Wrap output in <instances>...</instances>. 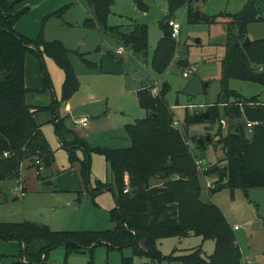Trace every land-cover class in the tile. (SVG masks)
<instances>
[{
  "label": "trees",
  "instance_id": "obj_1",
  "mask_svg": "<svg viewBox=\"0 0 264 264\" xmlns=\"http://www.w3.org/2000/svg\"><path fill=\"white\" fill-rule=\"evenodd\" d=\"M81 1L92 10L87 26L117 34L122 44L132 47L135 52H147V25L134 24L129 32H122L121 28L108 25L114 0ZM193 1L166 0L167 20L160 25L163 36L152 59L153 70L159 75L166 73L177 51L169 21L175 11L189 7ZM135 3L147 10L142 1L136 0ZM19 4L3 0L0 6V190L4 180L20 179L22 166L27 162L38 173L41 168L48 169L55 163V152L36 119L38 112L51 111L55 132L68 149L70 163H80L84 191L79 193L78 202L84 193L94 198L104 191H112L116 207L110 211L115 227L108 231L58 232L43 224L0 223V240H15L22 245L21 261L15 264H46L49 250L62 245L68 248V254L90 250L94 255L96 247L102 245L109 250L132 248L135 258L147 259L152 264H242L243 254L235 229L219 206L203 200L202 192L203 178L211 176H216L217 180L208 191L210 195L225 187L232 191L264 188V103L257 96L246 98L229 88L231 80L264 86V39L245 45L249 25L264 23V15L258 9L260 2L248 0L242 11L231 15L226 54L221 62L222 88L217 101L207 107L208 119L202 117L205 112L194 115L186 112L182 127L176 128L175 112L166 98L170 86L164 82L157 97L144 87L137 92V97L148 115L126 126L131 146L121 149L90 147L87 139L66 129L63 120L55 116L56 101L48 107L28 104V96L35 92L25 83L29 54L41 64L46 89L53 90V87L44 56L53 59L64 71L62 102H67L79 91L80 82L70 51L61 42L46 41L42 35L31 40L16 31V24L30 10L29 7L19 9ZM68 7L49 17L60 15ZM208 20L214 22L216 18ZM107 56L114 59L110 53ZM81 57L90 68H97V64L87 61L83 55ZM178 63L181 65L187 61ZM248 121L257 122L252 128V139L247 133ZM217 123L219 128L213 135L218 139L214 142L222 147L224 157L201 174L197 160L201 159L207 143L204 146L193 143L188 131L193 125L207 124L210 129L213 127L210 125ZM65 134L72 140L64 141ZM73 146H82V161L74 149H69ZM92 152L105 157L113 173L112 186L99 181L94 189L91 188ZM222 162L225 165H221ZM190 236L213 240V254L205 257L202 246L184 254L174 250L168 256L159 249L163 239ZM133 259L123 258V264H132Z\"/></svg>",
  "mask_w": 264,
  "mask_h": 264
},
{
  "label": "rangeland",
  "instance_id": "obj_2",
  "mask_svg": "<svg viewBox=\"0 0 264 264\" xmlns=\"http://www.w3.org/2000/svg\"><path fill=\"white\" fill-rule=\"evenodd\" d=\"M140 1L147 7V10L138 7L136 0H114L108 25L119 27L122 32L126 33L134 24L147 25L149 39L146 53H138L133 51L132 47L124 46L117 34L107 32L100 27L87 26L86 21L91 17L88 16L87 10L90 9L83 1L85 4L83 6L76 1L60 15L52 16L47 21L44 20L43 38L49 42L59 41L70 51L69 56L80 82V88L70 100L62 102V80L52 70L49 62L52 60L48 59L45 61V67L53 90L43 86L42 71V80L35 77L34 72L31 73L33 84L39 82L41 84L39 93L33 97L34 105L48 107L56 101L55 116L63 120L66 129L87 139L90 142L88 145L93 148L96 146L121 149L131 146L126 126L145 119L148 115L137 97L138 90L146 84H148L147 89L150 83L154 84L156 81H159L160 85L165 82L170 86L166 98L170 106L174 108L176 120L181 124L186 112L191 115L206 112L208 105L215 103L221 92V62L226 54L225 43L228 24L232 20L231 15L242 11L248 2V0H194L189 7H181L175 11L171 20L181 25L180 34L176 39L177 51L166 73L159 75L153 70L152 59L163 36L160 25L167 20V2L166 0ZM255 1L261 3L264 0ZM196 11L201 14L200 20L194 16ZM214 17L216 18L214 22L208 20ZM29 19L23 23V30L30 35L31 40H36L42 25H39L32 34L35 26L34 19L31 16ZM247 38L251 41L264 39V23L250 24ZM120 48L124 49L123 54L118 52ZM109 53L114 57V59L110 58L111 60L121 62L123 73L106 74L102 70L97 71L90 68L81 57L83 55L87 61L97 64V68H100L103 59L109 58L107 56ZM181 60H186L187 63L180 65L178 62ZM38 65L40 72V62ZM187 65L197 66V72L188 78L183 76V68ZM55 67L56 71H61L57 66ZM195 76L203 82V93L196 97H189L183 94V90ZM229 88L246 98L257 96L264 103V86L260 84L231 80ZM190 106H192L191 109ZM221 112H223L222 108ZM53 117L51 111L39 112L36 116L38 123L43 125L49 145L55 152V163L52 167L54 173H51L53 178L45 167L38 173L37 169L27 162L22 166L20 179L26 180L28 192L23 193L20 179L4 180L0 190V223L43 224L58 232L113 229L115 225L110 216V211L114 208L112 191H107L97 199L89 195L81 202H77L79 200L77 193L84 187L80 163L73 164V167L68 170V151L60 147L56 138ZM81 119L90 121V126L84 128L78 125L77 122ZM207 126L209 125H193L188 131L190 141L193 137L201 135L211 134L214 137L213 141L207 142L206 149L200 156L204 160V167L202 166L200 170L201 174L224 157L222 147L214 142L217 139L213 134H216L219 128L218 123L210 125L213 126L210 129ZM90 138L94 139V146ZM63 140L69 142L72 138H67L65 134ZM76 147L69 149H74V153L78 155L83 148L82 146ZM221 165H225V162ZM42 179L53 183V186L45 185ZM216 180V176L203 178V200L219 206L230 224L239 228L236 236L243 254L242 264H264V188L248 190L238 188L232 191L225 187L210 195L208 191L214 187ZM99 181L112 186L113 173L104 158L92 152L90 183L96 187ZM56 184L61 189L63 187L65 191L58 192L55 187L59 188V186ZM113 189L116 190L115 185ZM104 199L108 200L102 203ZM111 204L113 205L110 206ZM200 245H203L205 257L213 254L215 242L205 241L199 236L183 239L166 238L160 241L159 249L168 256L174 250L179 254H184ZM21 246V243L15 240H0V264H15L21 261ZM132 257L134 258L132 264H152L147 259L135 258L132 248H125L122 251L109 250L105 245L96 247L94 255L90 250L68 254V248L62 245L49 250L45 263L123 264V258L132 259Z\"/></svg>",
  "mask_w": 264,
  "mask_h": 264
},
{
  "label": "crops",
  "instance_id": "obj_3",
  "mask_svg": "<svg viewBox=\"0 0 264 264\" xmlns=\"http://www.w3.org/2000/svg\"><path fill=\"white\" fill-rule=\"evenodd\" d=\"M76 1H78L79 2V5H85L81 0H7V2L9 3V4H13V3H15V2H20V4H19V6H18V8L19 9H21V8H23V7H29L30 8V10H29V12L27 13V14H25L19 21H18V23L16 24V26H15V29H16V31L18 32V33H20L21 35H23V36H25V37H27V38H31L30 37V35L27 33V32H25L24 30H23V23L24 22H26V21H28V20H30L29 19V17L31 16L33 19H34V28L32 29V34L35 32V30L38 28V26L39 25H42L41 26V32H40V34H39V36H38V38L42 35L43 36V31H44V20L45 21H47V19H50L51 17H49L50 15H52L53 13H56V12H58V11H60V10H62V9H64L65 7H67V6H70L71 7V5H74L75 3H76ZM86 6H88L87 4H86ZM60 8H62V9H60ZM88 8H89V6H88ZM60 9V10H59ZM90 9V8H89ZM87 13H88V16H91L92 15V10L90 9V10H87ZM43 20V21H42ZM41 22H42V24H41ZM131 27V26H130ZM96 28H99V27H96ZM33 39V38H32ZM35 40V39H34ZM37 40V39H36ZM121 49V48H120ZM123 49V48H122ZM125 52V51H124ZM119 54V53H118ZM123 54V53H122ZM48 59H50V60H52V61H49L50 62V64H51V68H52V70L53 71H55L56 72V74H57V77L58 78H61V80H62V89H63V84H64V82H65V73H64V71L56 64V62L53 60V59H51L50 57H48V56H44V62L45 61H47ZM38 62H39V60L37 59V58H35L33 55H28L27 56V59H26V66H25V83H26V86L27 87H29V88H32V89H34L35 90V92L34 93H31L29 96H28V98H27V102H28V104L29 105H31V106H35L34 105V101H33V97H34V95H36V94H38L39 93V89H40V87H41V84H40V82L38 83V84H33V79H32V76H31V73H35L36 75H35V77H39L41 80H42V77H41V68H40V72H39V65H38ZM116 62H119V61H116ZM119 64L120 65H122L121 64V62H119ZM55 66H57L61 71H56L54 68H56ZM95 70H97V71H101L102 70V63H101V68H96ZM123 71H124V69H123ZM103 72V71H102ZM202 82V81H201ZM42 84H44L43 86H45V81H44V83H43V81H42ZM202 84H203V82H202ZM149 85H152L151 83L149 84ZM148 86V84H146V85H144L142 88H144V87H147ZM162 86V85H161ZM46 87V86H45ZM141 88V89H142ZM139 91V90H138ZM188 105H190V104H188ZM37 107V106H36ZM40 107V106H39ZM43 107H46V106H43ZM191 107L192 106H190V109H191ZM172 109H173V111H174V108L173 107H171ZM187 108H189V106L187 107ZM45 112V111H44ZM175 112V111H174ZM39 113V112H38ZM37 113V114H38ZM37 116V115H36ZM177 121V120H176ZM39 124H40V122H39ZM41 126H42V131H43V133H44V130H43V125L42 124H40ZM207 125V124H206ZM90 126V121H88V126L87 127H84V128H88ZM179 126H181V123H180V125ZM250 131H253L252 129L250 130ZM225 132H226V130H225ZM44 135H45V133H44ZM209 135H211V134H209ZM46 137V136H45ZM199 137H203V138H205L206 137V135H201V136H199ZM198 137V138H199ZM56 138H57V140H58V142H59V144H60V147L61 148H63V149H66L67 151H68V149L67 148H65L63 145H62V143H61V141H59L60 139H59V137L58 136H56ZM47 139V138H46ZM215 139H218V137H215ZM92 140V146H94V139H92V138H90V141ZM213 140H214V137H213ZM89 142V141H88ZM90 143V142H89ZM94 147H96V146H94ZM100 156H102V158H104V160H105V162L107 163V161H106V159H105V157L103 156V155H100ZM78 158L82 161L83 159H84V151L83 150H81L79 153H78ZM53 167V166H52ZM52 167H50V168H48V171L47 172H49L48 174L49 175H51V173L53 174L54 172H53V169H52ZM73 167V165L70 163V161H69V168H68V170L69 169H71ZM203 167H204V165H203ZM67 170V171H68ZM51 178H53V176L51 175ZM45 179V178H44ZM44 179H42V182L45 184V185H49V186H53V183H51V182H48V181H46V180H44ZM53 180V179H52ZM126 180H127V182H128V177H126ZM20 181H22V186H23V193H26V192H28L29 190H28V188H27V182H26V180H24V179H20ZM49 183V184H48ZM57 186H59L58 184H56ZM83 186H84V183H83ZM60 188V189H59ZM59 188H57V187H55V189L58 191V192H64L65 190L63 189V187H62V189H61V187L59 186ZM91 188L92 189H94L95 187L93 186V185H91ZM84 191V187H83V189L79 192V193H82ZM79 193H77L78 194V196L80 195ZM105 193H107V191H104V192H102L101 194H99L98 196H96V197H94L95 199H97L98 197H100V196H102V195H104ZM87 196H89V194H85L84 193V196L82 197V200L85 198V197H87ZM91 197H92V195H91ZM93 198V199H94ZM16 199H18V197L16 198ZM77 199H78V197H77ZM106 200H108V199H104V200H102L101 202L102 203H104ZM111 201H112V199H111ZM78 202V201H77ZM81 202V201H80ZM113 204H111L110 206H112ZM110 206H107V207H110ZM116 207V201H115V197H114V208ZM234 229H235V227L236 226H233V225H231ZM237 230H239V229H237ZM236 229H235V232L237 231ZM237 243H238V245H239V247H240V244H239V241H238V238H237ZM200 246H202V248H203V245H200ZM22 247V246H21ZM241 249V248H240Z\"/></svg>",
  "mask_w": 264,
  "mask_h": 264
},
{
  "label": "water",
  "instance_id": "obj_4",
  "mask_svg": "<svg viewBox=\"0 0 264 264\" xmlns=\"http://www.w3.org/2000/svg\"><path fill=\"white\" fill-rule=\"evenodd\" d=\"M3 0H0V6L2 4ZM259 11L264 15V1L260 3L258 7ZM194 16L196 19L200 20L201 19V14L200 12L196 11L194 13ZM251 43L250 38H246L245 40V45H248ZM102 71L103 73L106 74H121L123 73V66L120 65L119 63H116L115 61L111 60L110 58L105 57L102 62ZM207 86V84L205 85ZM204 86L198 76L193 77L183 90V94L189 96V97H196L203 93ZM202 117L204 119H208L209 113L205 112L203 113ZM249 138L252 139L254 136V132L248 130L247 131ZM213 140V136L207 135L205 138L203 137H193L192 142L196 143L200 146H204L207 142H211Z\"/></svg>",
  "mask_w": 264,
  "mask_h": 264
},
{
  "label": "built area",
  "instance_id": "obj_5",
  "mask_svg": "<svg viewBox=\"0 0 264 264\" xmlns=\"http://www.w3.org/2000/svg\"><path fill=\"white\" fill-rule=\"evenodd\" d=\"M169 25L172 28V37L174 39H177V37L180 34L181 25L174 20L169 21ZM118 52L120 54H122V53H124V49L121 48L118 50ZM196 72H197V66H188L187 65L183 68V76L186 78L190 77L191 74H195ZM148 89H149L150 93L153 95V97H157L160 94V90H161L160 82L156 81L154 84L150 85V87ZM77 123H78V125L83 126V127L88 126V120L87 119H81ZM179 125H180V123L178 121H175L174 127L177 128ZM256 125H257V122L248 121L247 128H248V130H251ZM37 164H40L39 160H37ZM203 164H204V160H202V159L197 160V166H198L199 170L202 169ZM40 170H42V168ZM127 191L128 190H125V192H127ZM235 229L237 230L239 228L236 226Z\"/></svg>",
  "mask_w": 264,
  "mask_h": 264
}]
</instances>
